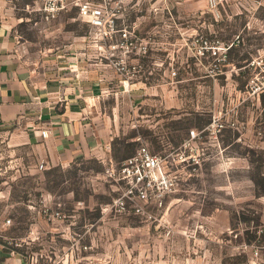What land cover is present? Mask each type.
Segmentation results:
<instances>
[{
	"label": "rangeland",
	"instance_id": "obj_1",
	"mask_svg": "<svg viewBox=\"0 0 264 264\" xmlns=\"http://www.w3.org/2000/svg\"><path fill=\"white\" fill-rule=\"evenodd\" d=\"M86 2L127 29L128 40L106 37L118 46L104 54L112 67L142 63L125 77L151 80L149 93L126 103L110 150L69 164L40 168L33 147L0 133L5 240L31 264H251L252 245L264 242V0L58 5L82 18ZM233 41L227 63L222 45ZM142 145L168 165L174 186L162 196L121 172Z\"/></svg>",
	"mask_w": 264,
	"mask_h": 264
},
{
	"label": "crops",
	"instance_id": "obj_2",
	"mask_svg": "<svg viewBox=\"0 0 264 264\" xmlns=\"http://www.w3.org/2000/svg\"><path fill=\"white\" fill-rule=\"evenodd\" d=\"M70 7L48 18L41 0H2L0 12V133L15 147L30 145L50 166L110 150L124 106L140 104L152 84L113 68L104 52L118 43L93 39L95 27L66 13ZM6 242L0 238V264H31Z\"/></svg>",
	"mask_w": 264,
	"mask_h": 264
},
{
	"label": "built area",
	"instance_id": "obj_3",
	"mask_svg": "<svg viewBox=\"0 0 264 264\" xmlns=\"http://www.w3.org/2000/svg\"><path fill=\"white\" fill-rule=\"evenodd\" d=\"M259 5H263V0H256ZM59 0H46V3L43 7V10L47 12L48 18H54L56 13L61 10L64 5H58ZM79 14L83 18L90 22L95 27V34L93 39L97 38H106L113 34L114 31H118L123 39H129V33L126 28L115 30V13L105 14L98 10L92 8V5L89 2L80 5ZM239 39V38H238ZM132 43H124L121 46H130ZM235 42L227 43L222 46H227V50L234 46ZM143 53L148 54V50L143 48ZM227 54V52H226ZM143 55V56H144ZM146 56V55H145ZM227 57V55H226ZM124 61L115 62L113 67L122 75H126L129 71H136L142 65V63H137L133 65H125ZM176 76L177 72H172ZM177 81L181 78H176ZM43 140L41 145L45 147L46 138L50 135V130L48 128L40 130ZM199 132L196 130H191L190 138L194 139L198 136ZM44 167V163H40V168ZM121 172L126 175L128 173H133L134 180L136 184L147 187L157 188L159 191V196H162L167 190L174 186V181L171 176L168 175V165L165 162V158L158 153H153L147 145H142L139 147L137 152L132 155L130 158L124 161ZM139 197L142 199H147L148 194L146 190H139ZM12 219L3 218L0 216V238H6V231L10 228ZM258 242V241H257ZM264 249V242L259 241L256 245H252V254H251V264H264L260 262L262 259L261 252Z\"/></svg>",
	"mask_w": 264,
	"mask_h": 264
},
{
	"label": "trees",
	"instance_id": "obj_4",
	"mask_svg": "<svg viewBox=\"0 0 264 264\" xmlns=\"http://www.w3.org/2000/svg\"><path fill=\"white\" fill-rule=\"evenodd\" d=\"M234 48H235V46H231V47L227 50V54H226V55H227V63L231 62L230 55H231V53L233 52ZM143 62H144V59H143ZM6 244H7L10 248H12V249H14V250H16V251H20L18 248H15V247H13V246H10V245L8 244V242H6Z\"/></svg>",
	"mask_w": 264,
	"mask_h": 264
}]
</instances>
